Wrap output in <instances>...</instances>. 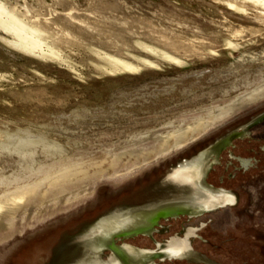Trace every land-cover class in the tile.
I'll return each mask as SVG.
<instances>
[{
  "label": "rangeland",
  "instance_id": "obj_1",
  "mask_svg": "<svg viewBox=\"0 0 264 264\" xmlns=\"http://www.w3.org/2000/svg\"><path fill=\"white\" fill-rule=\"evenodd\" d=\"M228 1L0 0L44 27L43 51L63 60L0 29V264L264 111V17ZM119 61L150 66L111 73ZM206 182L237 206L161 219L169 231L153 239L206 225L195 253L264 264V122L220 152Z\"/></svg>",
  "mask_w": 264,
  "mask_h": 264
},
{
  "label": "water",
  "instance_id": "obj_2",
  "mask_svg": "<svg viewBox=\"0 0 264 264\" xmlns=\"http://www.w3.org/2000/svg\"><path fill=\"white\" fill-rule=\"evenodd\" d=\"M263 122L264 111L178 160L145 186L23 249L9 264H114L107 260L110 250L122 264H154V260L170 259L215 264L192 249L196 233L206 225L202 229L183 230L171 241L161 244L166 247L160 250L156 249L159 244L152 236L155 232L151 236L147 233L156 224L155 229L160 230L156 233L169 231V226H158L160 219L188 215L191 220L225 205L236 207V194L207 184L208 172L218 164L219 154L225 147L244 138L250 129ZM119 245L128 247L123 252ZM106 247L110 250L104 251ZM155 251H165V254L153 256Z\"/></svg>",
  "mask_w": 264,
  "mask_h": 264
},
{
  "label": "bare ground",
  "instance_id": "obj_3",
  "mask_svg": "<svg viewBox=\"0 0 264 264\" xmlns=\"http://www.w3.org/2000/svg\"><path fill=\"white\" fill-rule=\"evenodd\" d=\"M249 1H251L254 4V6L257 10H260V12L262 13L261 14L262 17H264V0H249ZM227 4L231 8L235 9L236 11H238L240 13H247V9H246L247 7H245V5H243V4L242 5L239 4V2L237 3L236 1L230 0L227 2ZM249 5H251V4H249ZM250 7H252V6H250ZM43 28L44 27H42V26L40 27L36 24H29V23L24 22V20H22L21 17H19L16 14L14 8L11 10V9H9V7L6 6V4L0 3V29H3L4 31L8 32L9 34L15 36V38L20 41L22 46L24 45V46L31 47L34 51L38 52L39 54H43L44 56H48L51 59H54V60L61 63V61H63V60H61L62 58L60 59L59 57H53L52 54L48 55L49 52H48V54H46L43 51L42 46H41V42H40V40H41L40 36L42 35V33L45 32V28L44 29ZM29 35H31L32 38H29L28 37ZM36 35H38L37 38L39 37L38 40H35ZM149 66H150V64H148L147 62L131 63V62L119 61L116 66H113V69L111 68L112 70H110V71H111V73H117V74L118 73H132V72H136L139 70H144L145 68H148ZM211 168L212 167H210L209 172H210Z\"/></svg>",
  "mask_w": 264,
  "mask_h": 264
},
{
  "label": "flooded vegetation",
  "instance_id": "obj_4",
  "mask_svg": "<svg viewBox=\"0 0 264 264\" xmlns=\"http://www.w3.org/2000/svg\"><path fill=\"white\" fill-rule=\"evenodd\" d=\"M157 226V224L155 225V226H153L152 227V230L149 232V233H147V235H149V236H151V233L153 232H159L160 230L159 229H155V227ZM146 234V233H145ZM133 237V236H132ZM129 238H131V236H129L127 239H129ZM175 242V241H174ZM114 244V246H116L117 245V242L115 243H113ZM122 246H124V245H119V246H117L118 248H120L121 250H122ZM109 247H111L110 245H109ZM108 247V249L110 250V248ZM126 247H128V245H125V248ZM163 247H166V246H163V245H161V244H159V245H157V247H156V249L157 250H160L161 248H163ZM159 248V249H158ZM123 252H125V249L124 250H122ZM110 252L112 253V254H114L111 250H110ZM146 254H150V253H146ZM161 255V254H165V251L164 252H160V251H157L156 253H154V255L153 256H159V255ZM116 257H117V255L116 254H114ZM118 258V257H117ZM158 258V257H157ZM119 259V258H118ZM120 260V259H119Z\"/></svg>",
  "mask_w": 264,
  "mask_h": 264
},
{
  "label": "trees",
  "instance_id": "obj_5",
  "mask_svg": "<svg viewBox=\"0 0 264 264\" xmlns=\"http://www.w3.org/2000/svg\"><path fill=\"white\" fill-rule=\"evenodd\" d=\"M120 232H123L122 230H120ZM122 248V250H124L125 249V245L124 246H122L121 247ZM109 249H108V247H106L105 249H104V251H108ZM157 251H155V253H156ZM146 253H150L149 251H146ZM107 260L109 261H113L114 262V264H122V262L114 255V254H112L111 252L109 253V256H107ZM109 261V262H110ZM113 264V263H112Z\"/></svg>",
  "mask_w": 264,
  "mask_h": 264
}]
</instances>
